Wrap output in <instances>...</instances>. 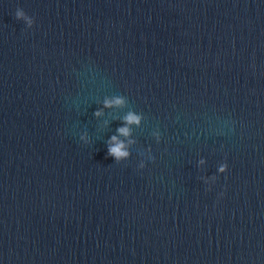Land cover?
<instances>
[{
  "label": "water",
  "instance_id": "1",
  "mask_svg": "<svg viewBox=\"0 0 264 264\" xmlns=\"http://www.w3.org/2000/svg\"><path fill=\"white\" fill-rule=\"evenodd\" d=\"M0 264H264V0H0Z\"/></svg>",
  "mask_w": 264,
  "mask_h": 264
},
{
  "label": "clouds",
  "instance_id": "2",
  "mask_svg": "<svg viewBox=\"0 0 264 264\" xmlns=\"http://www.w3.org/2000/svg\"><path fill=\"white\" fill-rule=\"evenodd\" d=\"M14 18L17 21H22L28 29L33 28L35 23L34 19L29 17L21 8L16 9ZM128 103L129 102L127 97L123 95H117L112 97H105L103 107L107 109H111L113 107L123 109L128 106ZM93 115L94 117H100L101 115H103V112L101 110H96ZM141 119L142 114H137L135 111H128L122 121L124 126L117 128L116 131L118 135L111 136L110 140L108 141L107 156L113 158L115 163L119 164L127 161L131 156L129 145L135 143V141H128V143L126 144L123 140L118 139V136L125 138L129 137L131 135V128L129 126H140ZM80 140H85V137L81 136ZM160 141L161 135L160 133H157L156 142L160 143ZM200 163L202 164L203 160H201ZM144 167L145 165L143 163L139 165V168ZM227 170V163H223L219 166L220 174H225Z\"/></svg>",
  "mask_w": 264,
  "mask_h": 264
}]
</instances>
